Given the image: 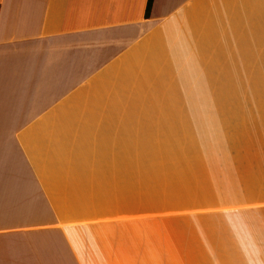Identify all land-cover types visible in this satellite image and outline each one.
Wrapping results in <instances>:
<instances>
[{
    "label": "crops",
    "instance_id": "crops-1",
    "mask_svg": "<svg viewBox=\"0 0 264 264\" xmlns=\"http://www.w3.org/2000/svg\"><path fill=\"white\" fill-rule=\"evenodd\" d=\"M147 3L0 0V264H176L151 207L223 102L175 93L264 63V0Z\"/></svg>",
    "mask_w": 264,
    "mask_h": 264
},
{
    "label": "rangeland",
    "instance_id": "rangeland-1",
    "mask_svg": "<svg viewBox=\"0 0 264 264\" xmlns=\"http://www.w3.org/2000/svg\"><path fill=\"white\" fill-rule=\"evenodd\" d=\"M246 64L236 70L238 76L223 77L220 86L208 78L211 91L175 93L176 101L223 102L222 108L207 109L217 123L204 126L206 134L190 142L197 157L190 153L193 158L187 159L188 195L167 196L164 181L159 189L164 195L151 207L159 214L151 228L172 229L176 264H264V157L251 153L264 148V75H258L264 63ZM252 72L256 75H240ZM185 246L191 250L183 254L179 247Z\"/></svg>",
    "mask_w": 264,
    "mask_h": 264
},
{
    "label": "trees",
    "instance_id": "trees-1",
    "mask_svg": "<svg viewBox=\"0 0 264 264\" xmlns=\"http://www.w3.org/2000/svg\"><path fill=\"white\" fill-rule=\"evenodd\" d=\"M151 2L152 0H148L147 7H146V16L149 14Z\"/></svg>",
    "mask_w": 264,
    "mask_h": 264
}]
</instances>
